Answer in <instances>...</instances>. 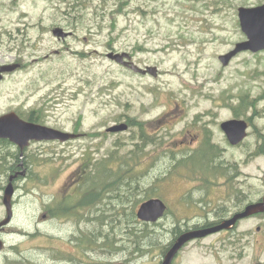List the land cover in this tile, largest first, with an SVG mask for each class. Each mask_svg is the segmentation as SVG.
Masks as SVG:
<instances>
[{"label":"rangeland","instance_id":"1","mask_svg":"<svg viewBox=\"0 0 264 264\" xmlns=\"http://www.w3.org/2000/svg\"><path fill=\"white\" fill-rule=\"evenodd\" d=\"M262 4L0 0V66H18L0 81V116L15 111L29 120L34 111L41 116L34 122L81 135L67 142L32 141L23 154L12 142L0 143V221L7 215L3 196L9 178L25 171L14 181L15 217L5 227L0 264L36 254L48 258L47 264H84L91 255L78 249L86 246L85 237L94 246V259H89L103 264L107 236L115 249L128 229L127 219L136 215L128 202L137 209L154 193L171 201L188 186L221 190L224 185L201 176L237 175L238 187L246 186L254 203L261 201L264 50L239 52L228 65L219 57L247 40L239 8ZM57 27L70 35L58 38ZM111 51L128 52L143 68L157 67L158 76L112 61ZM245 96L256 100L254 107L238 111L237 118L250 123L248 137L232 146L221 123L235 117L234 107ZM122 123L129 128L107 131ZM208 131L223 153L209 165H234L226 174L220 173L223 168L178 165L192 152L187 161L202 158L195 151L210 137ZM98 190L95 200L79 204ZM126 191L129 196L122 195ZM59 206L64 213L43 220L45 211ZM258 225L264 227V218L242 228ZM256 232L239 264H264V231ZM213 238L206 240V264H229L230 255L210 245Z\"/></svg>","mask_w":264,"mask_h":264},{"label":"flooded vegetation","instance_id":"2","mask_svg":"<svg viewBox=\"0 0 264 264\" xmlns=\"http://www.w3.org/2000/svg\"><path fill=\"white\" fill-rule=\"evenodd\" d=\"M232 119L238 118L235 116ZM248 124L250 127L249 122ZM195 136L198 137L199 135L195 134ZM225 136L228 140L226 134ZM194 139L192 134V140ZM206 140L204 138V141ZM242 143L235 146H240ZM201 177L208 178L209 182L216 181L212 180L215 178L219 184L224 183V185L221 186V190H194L193 187L188 186L185 190L179 191L178 196L171 201L157 193L153 194L155 196L150 195L149 199L160 198L166 204L165 212L155 221H146L138 217V210L146 200L141 202V205L139 203L140 206L138 205L137 209L127 201L129 203L127 207L132 208L136 215L127 219L128 229L125 228V233L119 240L121 243L115 249L111 248V238L109 235L107 236L104 242L106 251L102 255L101 262L103 264H165L167 256L172 254L168 264H206V240L214 236L210 245L214 249L217 248L218 253L229 254L232 258L229 264H239L247 249L253 246L256 230V233H263L264 231V227L260 225L257 226L256 230L251 227L243 229L242 226L254 218H264V213L240 217L231 223L230 221L235 216L242 214L249 205L255 202L250 191H248L249 189H246V186L238 187L237 175ZM117 194L121 195L120 193ZM122 195L129 196V192H123ZM263 200L264 197L261 201ZM14 204L15 200H13ZM51 209L48 213L46 211L43 213V220H50L59 212L57 211L58 208ZM5 227L0 229V239L4 242V247L0 253L6 247ZM213 228L219 229L204 236L193 237L176 247L180 238L187 233L202 232ZM127 236H129L128 243ZM90 239L94 240L93 238ZM83 242L86 246H79L78 249L83 248L87 252L90 251L89 258L94 259L93 244H88L87 237L83 239ZM89 258H85L84 264H95L94 260ZM251 259H253V255ZM48 260L44 255L36 254L26 256L23 260L21 257L13 258L12 264H47ZM75 262L77 263V261ZM220 262L222 264V260Z\"/></svg>","mask_w":264,"mask_h":264},{"label":"water","instance_id":"3","mask_svg":"<svg viewBox=\"0 0 264 264\" xmlns=\"http://www.w3.org/2000/svg\"><path fill=\"white\" fill-rule=\"evenodd\" d=\"M16 1V0H14ZM239 20L243 32L247 36V40L236 44V47L225 55L219 58L224 65H228L232 58L242 51L258 52L264 50V4L239 8ZM53 34L60 39H65L70 32L65 31L61 27L53 30ZM107 56L118 64H121L132 71L139 74H151L158 76V68L146 66L145 68L137 65L132 56L128 52H114L111 51ZM17 65H3L0 66V81L4 77V73L14 71ZM129 126L125 123L113 125L107 128L109 132H119L127 130ZM221 128L228 137V140L233 145H238L243 142L248 136L249 124L245 119H229L221 123ZM80 134L60 130L54 127L43 125L31 120L23 119L17 112L11 111L0 116V139H8L10 142L16 144L23 154L25 147L29 146L32 141H60L67 142L78 138ZM23 173H15L10 176L9 183L4 190L3 203L6 207L7 215L0 221V229L9 225L14 217V195L16 192L14 181ZM166 210V204L160 198H153L144 201L138 210V217L146 221H155ZM264 212V200L253 203L240 215L234 217L230 222H235L240 217H245L253 214ZM219 228H213L202 232H190L180 238L176 247L184 241H187L196 236H204L210 232L216 231ZM4 247V242L0 239V251ZM175 247V249H176ZM172 254L167 256L165 264L171 259Z\"/></svg>","mask_w":264,"mask_h":264},{"label":"trees","instance_id":"4","mask_svg":"<svg viewBox=\"0 0 264 264\" xmlns=\"http://www.w3.org/2000/svg\"><path fill=\"white\" fill-rule=\"evenodd\" d=\"M255 102H256V100H252V101L249 100L248 96L242 97L240 102H239V104L234 107L235 116L236 117L240 116L238 111L240 109H242V108L246 109V108H249V107H254L255 106ZM40 118H41L40 115L37 116L36 113H34V111H32L30 113L28 119L31 120V121H38ZM207 133L210 136L211 133L209 131ZM210 138H211V136L207 137V140L202 144V146L195 151V152L199 151L200 155L202 156V158H200V160H197L196 162L187 161V159L194 153V152H192L188 157H186L182 161H180L178 163V165H188L189 163H193L194 167L191 168V170H195L198 167H200V168H209V169L212 168L213 170H216L218 172H220L221 168H223L220 173L226 174V170L227 169H231L232 167H234V165L230 164V165H225L224 166L222 161L215 163L217 165L216 167H211V165H209V164H212L213 161H215L219 157V155L222 154V149H220V147L216 143L211 142ZM0 143L9 144L11 142L9 140H7V139H0ZM208 161H210V163H208ZM102 164H104V162H100V165H102ZM100 168L101 169L99 171V174H101V171L103 170V166H101ZM106 170H107V166L105 165L104 171H106ZM111 173H112V171H111ZM99 192H100V190H98V192H96V193H94V192L90 193V195L87 197V200L83 199L79 204L80 205L86 204L88 201L92 202L93 200H95L98 197V195H99L98 193ZM64 209H66L64 206H59V208L57 210L59 212L64 213L65 212Z\"/></svg>","mask_w":264,"mask_h":264}]
</instances>
